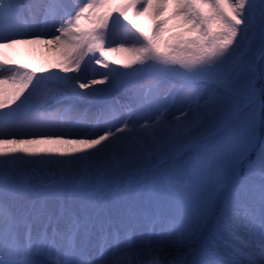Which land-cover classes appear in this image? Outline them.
Wrapping results in <instances>:
<instances>
[{
  "label": "snow or ice",
  "instance_id": "1",
  "mask_svg": "<svg viewBox=\"0 0 264 264\" xmlns=\"http://www.w3.org/2000/svg\"><path fill=\"white\" fill-rule=\"evenodd\" d=\"M0 69V264H264V0H0Z\"/></svg>",
  "mask_w": 264,
  "mask_h": 264
},
{
  "label": "bare ground",
  "instance_id": "2",
  "mask_svg": "<svg viewBox=\"0 0 264 264\" xmlns=\"http://www.w3.org/2000/svg\"><path fill=\"white\" fill-rule=\"evenodd\" d=\"M85 2H88V0H85ZM122 0H111L112 4H118L121 3ZM123 19V18H122ZM121 19V20H122ZM125 23L129 26L130 29H132L133 31L136 32V29L133 28L132 25L128 24L127 21H125ZM138 23L140 24L141 27L143 28H147L148 27V21L146 20H138ZM114 36H116L117 38H121L123 40L129 41L134 43L135 38H133L131 35H129L128 33L125 34H121L120 35V30L119 29H114L113 30ZM44 39H50V37H44ZM112 47H117L118 45L116 43H113L111 45ZM138 46V45H137ZM50 47V46H49ZM98 55V53H97ZM17 58L20 59L23 63H26L30 66L29 70H31V68H41V67H47L48 71H57L59 72V69H52L51 67H49L50 62H54L57 59H59V54L53 51H49L47 50V48L45 47V45L43 44H35V45H27V46H21L18 49V53L16 54ZM134 56V53L129 52V51H116V52H110L108 54L106 63L111 67V68H117L120 69L121 71H125V70H131V68L133 67H139V65H129L128 68H125V63L126 61L130 60L132 57ZM116 61H120V63H115ZM93 67L95 68L96 71L98 72H104L107 69H105L102 65H93ZM0 71H3L2 69H0ZM38 75H40V73H37ZM70 75H74L76 74L75 72H70ZM92 73H89V76L91 78ZM102 77H100L99 75L95 76V79L100 80ZM99 86V85H97ZM13 87V85L9 84H3L0 85V88L3 89H11ZM7 109H0V111H6ZM0 159H3L2 157H0Z\"/></svg>",
  "mask_w": 264,
  "mask_h": 264
},
{
  "label": "rangeland",
  "instance_id": "3",
  "mask_svg": "<svg viewBox=\"0 0 264 264\" xmlns=\"http://www.w3.org/2000/svg\"><path fill=\"white\" fill-rule=\"evenodd\" d=\"M114 15H115V14H114ZM121 19H122V18H121ZM121 23H122V24H126L125 21H123V19L121 20ZM128 28H129V26H128ZM114 29H119V30H120V35H121V34L123 35V34H125V33H128V34L131 35L133 38H135V35H134V34H135L136 32L133 31V30H132V31H125V30L120 29V28H114ZM114 29H113V30H114ZM257 63H259V60H257Z\"/></svg>",
  "mask_w": 264,
  "mask_h": 264
}]
</instances>
